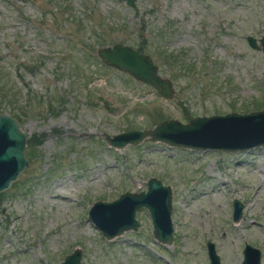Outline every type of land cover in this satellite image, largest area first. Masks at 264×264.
I'll return each mask as SVG.
<instances>
[{
	"label": "rangeland",
	"instance_id": "obj_1",
	"mask_svg": "<svg viewBox=\"0 0 264 264\" xmlns=\"http://www.w3.org/2000/svg\"><path fill=\"white\" fill-rule=\"evenodd\" d=\"M134 4L0 0L1 64L21 98L0 113L18 122L27 159L0 192V264H60L75 248L80 264H209L206 241L220 264H240L244 244L264 264V146L105 141L162 120L264 109V53L245 40L264 36V0ZM115 43L150 56L172 97L102 64L96 49ZM149 177L171 190V244L155 240L145 208L135 230L104 239L86 219L91 203L143 191Z\"/></svg>",
	"mask_w": 264,
	"mask_h": 264
},
{
	"label": "water",
	"instance_id": "obj_2",
	"mask_svg": "<svg viewBox=\"0 0 264 264\" xmlns=\"http://www.w3.org/2000/svg\"><path fill=\"white\" fill-rule=\"evenodd\" d=\"M134 8L135 0H117ZM247 45L264 53V36L255 39L247 35ZM96 56L107 67H112L147 85L164 99L173 95L171 81L160 76L150 56L115 43L96 49ZM26 136L18 122L6 113H0V192L6 189L27 165L25 157ZM143 139L159 141L169 146L209 149L225 152L244 151L264 146V109L245 114L230 112L223 115L195 116L185 123L176 119L162 120L145 130H126L111 136L106 135L107 145L122 148L126 144H137ZM231 219L238 220L242 205L233 199ZM145 208L151 220L152 235L161 244H171V190L169 186L149 177L145 190L124 191L111 201H93L86 213V219L106 240L119 236L123 231L135 230L139 223L135 212ZM209 264H220L213 244L205 242ZM259 250L248 244L242 249L240 264H259ZM81 253L74 249L66 254L60 264H80Z\"/></svg>",
	"mask_w": 264,
	"mask_h": 264
},
{
	"label": "trees",
	"instance_id": "obj_3",
	"mask_svg": "<svg viewBox=\"0 0 264 264\" xmlns=\"http://www.w3.org/2000/svg\"><path fill=\"white\" fill-rule=\"evenodd\" d=\"M166 59L172 60L173 58L171 55H167ZM1 62L4 63L3 60L0 58V104H6L7 107H13L14 104H16V102L18 101L17 99L21 98L19 97L18 91L13 90L12 86L9 84L8 70H6V68L1 64ZM2 110L3 108L0 107V112H2Z\"/></svg>",
	"mask_w": 264,
	"mask_h": 264
},
{
	"label": "bare ground",
	"instance_id": "obj_4",
	"mask_svg": "<svg viewBox=\"0 0 264 264\" xmlns=\"http://www.w3.org/2000/svg\"><path fill=\"white\" fill-rule=\"evenodd\" d=\"M211 174V173H210ZM248 207V206H247ZM250 211V210H249ZM181 212V211H180ZM250 214V213H249ZM233 259V258H232ZM230 260V259H229ZM228 261V260H227ZM232 261V260H231ZM232 264V263H231Z\"/></svg>",
	"mask_w": 264,
	"mask_h": 264
}]
</instances>
